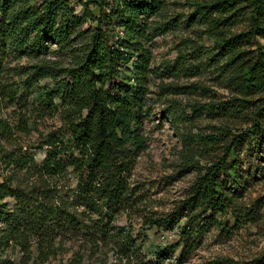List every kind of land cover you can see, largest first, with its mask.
Wrapping results in <instances>:
<instances>
[{"label":"trees","instance_id":"trees-1","mask_svg":"<svg viewBox=\"0 0 264 264\" xmlns=\"http://www.w3.org/2000/svg\"><path fill=\"white\" fill-rule=\"evenodd\" d=\"M80 4L83 14L69 0L38 4L0 0V75L7 50L41 57L55 44L71 56L67 66L44 61L21 72L27 75L26 88L50 78L53 95L62 103L56 109L64 115L69 140L56 131L47 134L43 162L15 143L18 135L32 133L29 119L20 114L15 125L0 114V264H14L3 256L9 248H19L23 261H30L33 243L38 249L34 264H51L63 250L71 253L65 264H84L91 253L111 244L116 254L112 264H161L140 255L132 234L114 222L130 204L129 178L137 158L148 148L144 118L153 57L149 42L159 30L151 18L163 11L166 0H81ZM196 13L229 25L248 18L247 30L224 37L219 46L225 52L222 56H230L229 63L240 66L230 79L236 91L244 96L264 93V51L260 45L253 59L243 49L264 38V0H219L198 6ZM6 86L4 98L11 100ZM4 98L0 97V107ZM246 109L237 103L227 110ZM252 110L251 128L234 135L224 156L205 167L189 200L151 221L150 227L173 231L186 218L180 230L183 252L193 248L202 216L233 204L222 175L237 173L233 152L244 144H257L264 134V105ZM70 177L74 185L65 184ZM155 252L158 258L167 254ZM262 259H216L207 264H261Z\"/></svg>","mask_w":264,"mask_h":264},{"label":"rangeland","instance_id":"rangeland-1","mask_svg":"<svg viewBox=\"0 0 264 264\" xmlns=\"http://www.w3.org/2000/svg\"><path fill=\"white\" fill-rule=\"evenodd\" d=\"M80 1L69 3L83 14ZM218 1L166 0L163 11L151 18L159 30L149 42L153 57L144 118L148 148L137 158L129 178L130 204L114 224L131 233L140 255L154 263L207 264L216 259L251 262L264 258V134L257 144H244L233 152L237 173L222 175L227 193L234 197L233 204L223 212L213 215L210 211L200 218L202 228L194 237L192 249L183 252L180 230L186 218L173 231L150 227L153 219L166 216L189 200L192 186L205 173V167L224 156L234 135L251 128L254 105H264V93L244 96L236 91L230 79L240 72V66L229 63L230 56H222L225 52L219 46L224 37L247 30L248 18L229 25L212 21L215 17L202 19L196 13L198 6ZM41 2L30 0L32 4ZM260 45L264 51V38L247 44L243 47L248 52L245 56L254 59ZM5 53L0 97H5L4 85L12 96L11 100L4 98L0 114L15 125L20 114L29 119L32 133L18 135L15 143L43 162L47 134L56 131L63 140H69L64 115L56 109L62 103L53 95L55 84L50 78L34 81L33 88H26L23 81L27 75L21 72L44 61L67 66L71 56L55 44L41 57L20 55L13 49ZM237 103L249 109L228 112ZM67 181L65 184L75 183L73 177ZM188 211L184 208L183 213ZM66 248L70 250V245ZM157 249L167 254L158 258ZM31 252L33 257L28 262L23 261L19 248H9L3 256L14 264H34L38 256L35 243ZM70 257L71 253L63 250L50 262L65 264ZM115 258L112 244L104 245L86 257L84 264H112Z\"/></svg>","mask_w":264,"mask_h":264}]
</instances>
